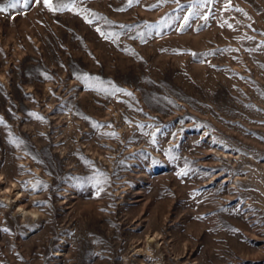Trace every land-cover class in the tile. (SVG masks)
Segmentation results:
<instances>
[{
  "label": "rangeland",
  "instance_id": "obj_1",
  "mask_svg": "<svg viewBox=\"0 0 264 264\" xmlns=\"http://www.w3.org/2000/svg\"><path fill=\"white\" fill-rule=\"evenodd\" d=\"M13 2L0 264H264V0Z\"/></svg>",
  "mask_w": 264,
  "mask_h": 264
},
{
  "label": "snow or ice",
  "instance_id": "obj_2",
  "mask_svg": "<svg viewBox=\"0 0 264 264\" xmlns=\"http://www.w3.org/2000/svg\"><path fill=\"white\" fill-rule=\"evenodd\" d=\"M18 2V0H17ZM37 2H39V0H37ZM133 2H138V0H128V5L131 6ZM197 2H201V0H197ZM204 3H212L213 0H203ZM44 6L52 12H63V11H73L75 14L79 15L80 12L78 11V5L83 3V0H43ZM230 6V0H229V4L226 5V8ZM11 7H15V3L13 2V0H8V2L4 5H0V12H6L8 8ZM120 11H123L124 9H118ZM204 19H207V17H203ZM86 19V22L88 23H92L91 19ZM187 19V18H185ZM229 27H231V25H228ZM97 31H100L99 29H97ZM195 55V54H193ZM117 91H122L120 89H117ZM128 95H131L130 93H126ZM30 115H34V117L36 119H43L42 117L39 116H35V114H30ZM87 119V118H86ZM2 118H0V123H2ZM20 143H23V141H20ZM102 190V189H101ZM97 196L100 194L99 191L96 193ZM6 231V229H5Z\"/></svg>",
  "mask_w": 264,
  "mask_h": 264
},
{
  "label": "bare ground",
  "instance_id": "obj_3",
  "mask_svg": "<svg viewBox=\"0 0 264 264\" xmlns=\"http://www.w3.org/2000/svg\"><path fill=\"white\" fill-rule=\"evenodd\" d=\"M21 213H23V210H21Z\"/></svg>",
  "mask_w": 264,
  "mask_h": 264
}]
</instances>
